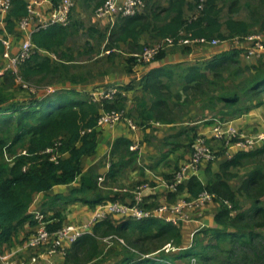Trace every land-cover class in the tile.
Wrapping results in <instances>:
<instances>
[{"label": "trees", "instance_id": "16d2710c", "mask_svg": "<svg viewBox=\"0 0 264 264\" xmlns=\"http://www.w3.org/2000/svg\"><path fill=\"white\" fill-rule=\"evenodd\" d=\"M59 1L61 0H52V3L56 5ZM104 1L100 0L96 8ZM143 1L145 7L141 14L116 19L114 27L109 31L105 49H120L124 45L133 55L161 39L177 40L190 35V39L229 40L249 35L253 27L252 24L232 17H228L223 24L220 20L222 9L218 5L220 0ZM10 3L11 8L4 19V31L9 35H18L17 25L28 16V5L23 0H10ZM187 12L191 16H187ZM182 32L186 36H181ZM74 35V30L69 25H53L32 33V53L18 66L20 79L29 84L37 77L45 79L55 75L59 69L67 73L68 67L57 63L47 53L70 61L72 58L65 55L64 50H68L67 44ZM145 35H150L151 42L144 39ZM100 37L105 38L106 33L100 34ZM248 47V43H241L203 64L186 66L181 63L150 70L142 80V89L150 94L151 103L149 106L143 101L136 104L135 114L145 121L173 124L176 119L170 100L177 97L171 91L176 80L185 84L184 92L191 89L201 91L206 86L215 84L210 82L209 74L217 80L222 78L223 72H229L230 79L241 85V88L230 94L223 90L217 101L225 106H236L244 97V107L234 113L259 105L264 93V60L262 58L258 63L245 64ZM190 49L191 46H184L182 51L187 53ZM113 52L103 58L111 60ZM165 53L158 54L152 62L160 60ZM2 54L3 45L0 41V70L4 67ZM126 62L128 65L136 63L134 57H128ZM247 74L251 75L249 81L245 82ZM15 77L11 71L0 75V253L4 246L11 244L12 237L23 223L31 218L28 209L36 194L48 192L57 185L70 184L80 176L81 183L77 189L71 190L67 196H57L55 200L66 205L82 202L91 208L114 201H103L98 193L96 178L90 173L81 174L82 158L93 156L97 146L96 125L101 108L94 101L92 93H80L59 83L53 86L55 91L51 94L38 91L14 97L8 90ZM69 81L75 80L72 78ZM19 87H22L21 84ZM124 99L113 103L105 102L102 109L123 110ZM209 102L207 99V107L211 109ZM131 146V140L118 138L112 144L110 155L127 157L128 162L134 161L136 152L130 150ZM52 148H55L53 154L58 155L56 162L50 160L52 154L46 153L47 149ZM259 160H264V145L234 154L221 164L219 173L208 177L206 185L194 176L185 186L179 187L178 193L185 190L190 198L198 196L204 190L215 194V202L219 207L214 221L221 227L198 230L190 247L178 253L181 261L195 257L198 264H210L211 261L214 264H264V165H259ZM245 161H254L255 166L241 179L240 186L234 189L229 184L234 176L228 174V171L242 167ZM113 166L114 164L108 172L111 177L116 175ZM207 173L210 174L209 167ZM91 194H95V199L89 200ZM238 198H242L243 202ZM241 203H244L245 208ZM50 219L52 222L47 226L50 232L61 228L58 213ZM113 222L111 216L96 222L93 235H119L121 226L116 227ZM128 222L135 223L130 228L128 237H125L133 248L147 242H156L151 249L140 246V254L143 256L152 254L153 250H160L170 241L176 247L180 244V227L156 219ZM135 232L138 235L132 238ZM100 252L102 250L94 237L90 234L83 235L72 244L71 251L66 252L65 264H87L100 256ZM81 254H84V260L80 259ZM142 255L127 252L123 261L118 264H158Z\"/></svg>", "mask_w": 264, "mask_h": 264}, {"label": "crops", "instance_id": "0c3cea01", "mask_svg": "<svg viewBox=\"0 0 264 264\" xmlns=\"http://www.w3.org/2000/svg\"><path fill=\"white\" fill-rule=\"evenodd\" d=\"M23 1H25L28 6L31 5L35 13L42 15V17H45L48 14L53 4L52 0ZM99 2L100 0H74V7L71 13L69 26L72 27L75 35L85 32L88 37L97 36V38L101 40L105 39L104 45L106 46L109 36L107 21L96 19L93 12L96 6H98ZM5 15L6 14L0 13V33H4ZM105 33L106 37L101 38L100 34ZM20 36L21 34L18 32V35H10L9 37L12 54H15L19 49V45L21 43ZM149 37L150 35H145L144 39L151 42ZM71 40L68 42L66 47L68 50H64V53L68 57L72 58L74 57V54L72 45L70 43ZM233 47H238V45L234 43H224L217 47L191 46L190 52L187 53L183 52L179 47H174L170 51L166 52L160 60L155 62L149 64L135 63L128 65L126 59L128 57H132V53L129 52L127 46L121 45L119 49L120 51H123L124 48L127 50L125 52L127 56L126 58H120L118 63V59H114V54V57L111 60L105 58V60L102 61L113 68L108 69L105 67L106 69L98 72L103 74H95L90 78L85 77V79L80 82H76V80L73 82H70L69 80H63L60 83L61 86L87 94L92 93L99 88L108 86H121L125 88V99L123 104L127 113H130L131 117L137 124V129L132 131L127 127L126 124L122 122L98 129L95 154L93 156H85L81 160V174L90 173L93 178H96L98 193L101 195L102 199H104L103 201L114 199V201L130 203L133 199L132 191L137 187L144 185L149 186L141 192L143 203L147 207L162 203H172L180 198H190L185 190L177 194L168 192V190L163 185L162 180H168L178 168L186 164L191 156L192 142L196 135H203L206 137L208 143L212 146L217 156L214 162L203 164L196 173L197 178L203 185L208 184V177L210 175L213 176L214 174L219 173L221 164L230 159L234 154L239 151H250L239 150L233 146L227 148L222 142L214 140L211 133L213 125L212 120L215 118H222L224 121L226 120L225 127H231L238 132L244 133L245 135L255 136L258 134H264V93L261 95V103L259 105L251 106L248 110L238 111L237 113L234 112L238 109H242L243 106L239 105L237 109L228 111L229 109H223L224 105L221 104L220 109L217 111L216 115H214L212 110L208 108L206 104H204L206 101L201 100L199 103H197L198 105L195 103L194 105L196 106L190 109L188 115L189 120H184L181 123L175 122L173 124H162L153 121H145L138 118L134 112L136 109V104L139 102L143 101L147 106H149L151 103L150 94L146 93L142 89V80L150 70L166 65H176L181 63L186 66L199 64L206 62L213 56ZM103 48L105 49V47ZM39 52L42 54L46 53L44 51ZM47 54L54 61L62 65H68L73 61L72 59L67 61V59L60 58L56 55L49 53ZM162 60L164 62L159 64V62ZM244 63L249 65L253 64L252 61L247 58L245 59ZM1 74L2 73L0 72V75ZM205 105L206 107H204ZM200 114H202V116H200ZM121 137L131 140V147H136V150H134V152H136V159L134 161L128 162L127 157L122 158L118 155L111 157L110 150L112 144L116 139ZM263 145L264 142L261 146ZM232 149L237 151L233 155H229L228 152H230ZM215 163L218 164V169L216 171L213 170ZM113 164V169L115 170L116 175L111 177L110 174L108 175V172L110 171ZM208 167L210 171L209 175H207ZM240 169L241 167L232 168L228 171V174L231 175L232 171H238ZM101 177L104 179L102 182L98 181V179ZM80 179L81 178L79 176L74 182L70 184L57 185L48 192L39 193L34 196L28 209V215L31 218L24 222L23 225L18 229L16 234L12 237L11 244L3 247L1 251L2 259H0V264L66 263V254L62 255L58 253L53 256H48L44 254L45 249L28 250L24 243L35 230L34 222L32 221V212L35 210H39L48 219H50L52 215L58 213L60 215V225L62 226L83 225L90 221L93 213L99 205L91 208L82 202H74L66 205L58 200H55L57 196H67L71 190L77 189L81 183ZM240 181L241 178L235 176L229 181V184L234 189H237L240 186ZM88 198L89 200L95 199V194L89 195ZM238 199L240 202L243 200L242 198ZM215 203L217 202L214 201L213 203H209L194 210L188 211L192 220L189 222H184L181 225V240L177 247L188 248L191 244L190 236L193 232L197 231L200 227L204 229L210 228L207 224L209 223L207 215L209 218H211V215H213L214 220V216L216 215L219 207L218 203ZM246 207H248V205H246ZM111 219H114V222L112 223L114 226H121V235H93V227L91 228L90 235L94 237L100 248L102 246V242L105 241L107 242V247L116 244L117 248H121L120 253H124V255L127 252L134 253L135 250L131 245L128 244V240L125 237H128L130 234L129 230L135 223L128 222L131 220L125 218L122 219L118 216L117 218L116 216H111ZM216 227V229L221 228L218 225ZM186 234H188L189 240L187 246L184 244ZM137 235L138 232H135V234L132 235V238H135ZM118 239H121L123 243H120ZM152 243L155 244L156 242ZM168 243H170L172 246H176L171 241ZM168 243H165L163 246ZM146 244L142 246L139 245V247L141 246L142 248H145ZM62 247L65 248V253L70 252L72 244L69 245L66 240H62ZM111 248L115 250V247ZM149 249H151V247ZM157 251L159 250H153L151 253H155ZM100 253L104 252L102 251ZM111 253L118 252L112 251ZM176 253L177 252H174L173 254L168 255V257L173 258L176 261H181V259H179L180 254ZM124 255L110 256L104 260H99L98 262H93L92 260L90 264H118L123 261L125 257ZM100 256H98L97 259H99ZM32 258H35V261H31ZM132 263L133 262H128L126 264Z\"/></svg>", "mask_w": 264, "mask_h": 264}, {"label": "built area", "instance_id": "2783aa9c", "mask_svg": "<svg viewBox=\"0 0 264 264\" xmlns=\"http://www.w3.org/2000/svg\"><path fill=\"white\" fill-rule=\"evenodd\" d=\"M73 7V0H61L56 5L52 4L48 14L45 17H42V15L36 14L32 6L29 5L28 16L21 19L17 25V32L21 34L22 42L15 54H12L11 52L10 35L5 31L0 35V41L3 45L2 61L4 62V67L0 72L4 73L5 71H11L16 76L21 86L27 88L29 84L24 83L20 77H18V66L29 58L32 53V33L47 29L53 25H69ZM144 7L143 0H105L102 5L94 10V17L98 20L107 21L108 29L110 31L114 27L118 17L137 16L144 11ZM10 8V0H0L1 14H7ZM181 36H186V34L182 32ZM189 37L190 35L186 38H179L177 40H174L173 38L161 39L154 45L145 46L140 53L133 54L132 57L135 58L137 64H149L158 54L166 52L167 49L175 46L217 47L230 41H233L231 43L237 45H240L241 43L249 44V47L246 48L247 59L255 58L264 54V40L257 35L235 37L231 40H207L205 38L190 39ZM112 51L114 50L103 49L99 54V57H106ZM54 91L55 89L53 87H45L41 90V92L45 94H51ZM91 96L101 108L96 130L120 122L126 124L132 131L137 129V124L134 119L128 115L125 109H113L109 111H104L102 109L105 102L113 103L116 100L125 98L123 87L108 86L99 88L96 91H93ZM212 122L211 133L213 139L222 142L227 148L233 146L239 150H254L259 148L264 142V134H258L255 136L245 135L231 127H225L226 122L219 118L213 119ZM56 147L57 145H55V148ZM55 148L46 150V153L52 154L50 160L54 162H56L58 158L57 154H53ZM131 150H136V147H131ZM216 158V152L208 143L207 138L203 135H196L192 142V152L189 160L186 164L178 168L168 180H162L163 185L168 192L177 194L180 186H185L191 177H197L196 173L203 164L214 162ZM98 181H104L103 177L99 178ZM146 187L149 186H139L133 190V199L130 203H122L118 201L104 202L97 207L88 223L83 225L61 226V228L54 232H50L47 227L51 221L39 210H35L32 212V221L34 222L35 230L27 238L24 245L28 250L45 249L44 254L48 256H53L58 253L65 255V248L62 247V240H66L69 245L73 244L83 235L90 234L91 228L95 223L106 219L108 216H118L136 222L156 219L174 227H181L184 222L192 220L188 211L213 203L216 199L215 194L204 190L198 196L193 198H180L172 203H162L147 207L144 205L141 196L142 190ZM224 204L229 206L226 201H224ZM200 229H202V227L198 230ZM197 231L191 234V243L193 236ZM118 241L123 243L121 239H118ZM184 249L186 248L172 246L168 243L159 251L145 255L144 258H150L158 264H177L176 260L169 258L168 255L173 254L174 252L179 253ZM0 259H2L1 253ZM31 261H35V258H32ZM186 264H198V261L195 257H190Z\"/></svg>", "mask_w": 264, "mask_h": 264}, {"label": "rangeland", "instance_id": "374dc122", "mask_svg": "<svg viewBox=\"0 0 264 264\" xmlns=\"http://www.w3.org/2000/svg\"><path fill=\"white\" fill-rule=\"evenodd\" d=\"M74 2V0H73ZM219 7H221L222 11L220 14V20L224 24L225 20L228 17H232L233 19L237 21H244L248 24H252L253 27L249 32V35H257L261 37L264 40V0H220L218 2ZM94 12V11H93ZM197 12V11H196ZM187 16H191V13L187 12ZM71 45L73 49L74 57H72V63L66 65L68 67V72L65 73V71L59 69L58 72L55 75H51L45 79H41L40 77H37L34 79L32 83H29V86L27 88L19 87L20 83L18 79L15 77V79L10 82L9 86L10 89L8 90V93H11L12 96L18 97L22 95H29L30 93H35L38 90L41 91L45 87H53L57 84L61 83L63 80H70L74 79L76 82H80L85 77L90 78L96 75H101L103 73H98L106 69L113 68L107 63L102 62L105 60V58L99 57V54L102 51V48L105 47L104 41L105 39L101 40L97 38V36L94 37H88L87 34L84 32H81V34H77L71 38ZM231 40V39H229ZM157 41L153 42L151 45L156 44ZM233 41L227 42L231 43ZM179 47V46H175ZM203 47H210V46H203ZM174 48V47H172ZM172 48H169L166 50V52L170 51ZM180 49H183V47H179ZM104 49V48H103ZM115 49V48H114ZM126 48L123 49V51H120L119 49L114 50L115 58L118 59L117 62L119 63L120 58H126ZM264 54L255 57L250 58L252 63H258L263 58ZM163 60L159 62L162 63ZM166 62V61H165ZM205 62L199 63L203 64ZM221 79L215 80L212 74H209L210 82H214L215 84H210L206 86L205 88L201 89V91H193L192 89L184 92L185 84L181 83L179 79L176 80L173 88H172V95L177 97H172L170 100V105L174 108V118L176 119L177 123H181L184 120H189L188 115L190 112V109L192 107L196 106L195 103H199L202 101H207V99L210 101V107L214 115H216L217 111L220 109L221 104L219 101H217V98L219 95L222 94V91H228L229 94L233 92H238V90L241 88V85H237L230 79V73L229 72H223ZM251 74H247L245 78V82L249 81ZM19 77V76H18ZM208 105V103H204ZM198 105V104H197ZM206 105L204 107H206ZM224 105V104H223ZM245 105V98L242 97L240 102L236 104V106H225L223 109H229L228 111H233L234 109H237L238 106ZM128 114H130L128 112ZM202 116V114H200ZM231 126V125H230ZM234 149V148H233ZM230 150L228 152L229 155H233L236 153L237 150ZM227 156V155H226ZM227 158V157H226ZM259 165H264V160L257 161ZM254 161H245L243 166L238 171H232V176H237L239 178H244L248 173L252 171V168L254 167ZM218 169V164H214V171ZM242 176V177H241ZM243 202V200H242ZM217 204V203H215ZM243 205V208H245L244 203H241ZM117 218V216H116ZM209 223L208 227L212 229H216L217 225H215V221L213 220V215H211V218L208 217ZM118 236V235H117ZM126 242V241H125ZM189 243L188 240V234H186L184 244L187 246ZM153 245L152 242H149L146 244L145 248H150ZM111 247H115V250H113ZM119 247V246H118ZM120 247L117 248L116 244L113 246L107 247V242L103 241L101 250L104 253H101V256L99 259H94L93 262H98L99 260H104L105 258H108L110 256H117V255H124V253H120ZM135 250V255H142L141 253V247L133 248ZM112 251H117L118 253H111ZM130 253V252H129ZM142 257H144L142 255ZM85 256L84 254L80 255V259L84 260ZM188 259H185L183 261H176L177 264H186ZM104 262V261H102ZM87 264H90L87 263ZM210 264H214V261H211Z\"/></svg>", "mask_w": 264, "mask_h": 264}, {"label": "water", "instance_id": "95a60500", "mask_svg": "<svg viewBox=\"0 0 264 264\" xmlns=\"http://www.w3.org/2000/svg\"><path fill=\"white\" fill-rule=\"evenodd\" d=\"M123 219V218H122Z\"/></svg>", "mask_w": 264, "mask_h": 264}]
</instances>
